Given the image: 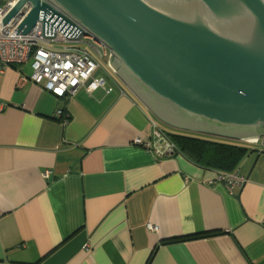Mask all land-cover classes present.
Segmentation results:
<instances>
[{
	"label": "crops",
	"instance_id": "crops-1",
	"mask_svg": "<svg viewBox=\"0 0 264 264\" xmlns=\"http://www.w3.org/2000/svg\"><path fill=\"white\" fill-rule=\"evenodd\" d=\"M102 59L101 87L61 98L28 64L0 74V264H264L261 141L231 192L215 170L134 145L164 130Z\"/></svg>",
	"mask_w": 264,
	"mask_h": 264
},
{
	"label": "water",
	"instance_id": "water-1",
	"mask_svg": "<svg viewBox=\"0 0 264 264\" xmlns=\"http://www.w3.org/2000/svg\"><path fill=\"white\" fill-rule=\"evenodd\" d=\"M24 5L16 35L90 37L162 124L264 147V0H16L2 26Z\"/></svg>",
	"mask_w": 264,
	"mask_h": 264
},
{
	"label": "built area",
	"instance_id": "built-area-1",
	"mask_svg": "<svg viewBox=\"0 0 264 264\" xmlns=\"http://www.w3.org/2000/svg\"><path fill=\"white\" fill-rule=\"evenodd\" d=\"M0 6V74L10 65L28 64L31 72L28 77L32 83L40 85L54 97L72 96L79 88L93 92L104 84V78L96 77L99 69L96 56L102 59L110 58L109 53L100 44L88 36L78 39H67L58 29H54V38H43L42 27L37 23L28 34L16 35L15 29L28 13L29 7L24 5L9 23L2 26V19L14 6L16 0H3ZM87 45L93 53L86 48ZM57 111V116H60ZM152 140L134 139V145L145 150H153L160 157L179 155L175 144L168 138L166 132L160 131L153 124ZM254 141L250 144H256ZM215 180L221 182L227 191L240 189L246 178L237 171L233 173L216 171ZM150 228H153L149 225Z\"/></svg>",
	"mask_w": 264,
	"mask_h": 264
},
{
	"label": "trees",
	"instance_id": "trees-1",
	"mask_svg": "<svg viewBox=\"0 0 264 264\" xmlns=\"http://www.w3.org/2000/svg\"><path fill=\"white\" fill-rule=\"evenodd\" d=\"M166 134L177 147L179 155L193 164L215 171L227 173L236 171L249 152L247 147L235 142L198 138L184 133L172 135L166 132ZM177 241L178 238H172L165 243ZM153 253L146 264L150 263Z\"/></svg>",
	"mask_w": 264,
	"mask_h": 264
},
{
	"label": "rangeland",
	"instance_id": "rangeland-1",
	"mask_svg": "<svg viewBox=\"0 0 264 264\" xmlns=\"http://www.w3.org/2000/svg\"><path fill=\"white\" fill-rule=\"evenodd\" d=\"M4 4V1L3 0H0V6ZM80 47H83V48H86L87 50H89L91 53H93V51L85 44H81ZM94 54V53H93ZM96 58L98 59V61L100 62V65H105L104 63V60L103 59H100L98 58V56H96ZM126 88V87H125ZM127 89V88H126ZM128 90V89H127ZM129 91V90H128ZM130 92V91H129ZM131 93V92H130ZM132 94V93H131ZM133 95V94H132ZM134 96V95H133ZM156 123L162 127V129L167 132L168 134H185V135H189V136H195V137H198V138H208V139H214V140H217V141H229V142H235V143H239L247 148H250L251 146H255V145H252V144H248V143H242V142H236V141H233V140H228V139H221V138H216V137H211V136H206V135H200L198 133H194V132H188V131H181V130H175V129H172L164 124H162L160 121H158L156 119ZM264 149V147H263ZM256 161V157H252L251 160L247 163L246 162V159H243L241 164H240V169L242 170V172L244 171H247L253 164L254 162ZM262 161V160H260ZM258 160L255 162V165L257 164Z\"/></svg>",
	"mask_w": 264,
	"mask_h": 264
},
{
	"label": "flooded vegetation",
	"instance_id": "flooded-vegetation-1",
	"mask_svg": "<svg viewBox=\"0 0 264 264\" xmlns=\"http://www.w3.org/2000/svg\"><path fill=\"white\" fill-rule=\"evenodd\" d=\"M260 141H262V140H260Z\"/></svg>",
	"mask_w": 264,
	"mask_h": 264
}]
</instances>
